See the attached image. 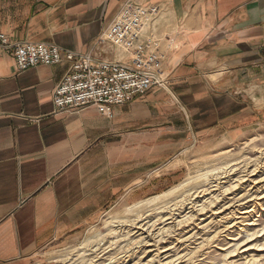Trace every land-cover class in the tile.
<instances>
[{
    "label": "crops",
    "instance_id": "1",
    "mask_svg": "<svg viewBox=\"0 0 264 264\" xmlns=\"http://www.w3.org/2000/svg\"><path fill=\"white\" fill-rule=\"evenodd\" d=\"M129 2L159 5L166 88L114 108L59 113L70 64L18 71L0 55V264H32L124 197L178 182L181 151L264 122V0H0V34L100 59L98 39Z\"/></svg>",
    "mask_w": 264,
    "mask_h": 264
},
{
    "label": "rangeland",
    "instance_id": "2",
    "mask_svg": "<svg viewBox=\"0 0 264 264\" xmlns=\"http://www.w3.org/2000/svg\"><path fill=\"white\" fill-rule=\"evenodd\" d=\"M181 153L182 155L178 156V161L173 167L184 166V169H182L178 182L174 183L173 186L151 195L141 192V198L138 200H133L132 197H124L109 204L108 208L77 237L71 240L56 241L42 249L35 256L32 264H109L106 261L109 258H116L115 260L118 262L114 264H157V262L165 263L168 260H170L168 264H246L252 258L256 260V264H264V213L259 212V210L256 213L254 212L252 218L243 219L245 221L234 229L227 230L225 228V225H228V222L231 221L229 220L228 222L223 221L224 223L219 227L213 223V225H210L211 227L209 226V229L199 230L198 235L197 233L194 234L195 231L188 233L190 230L186 229L185 225H181L180 230L178 227L173 228L174 230L170 228V233H163V237H153L157 229L164 226L160 225V221L167 211L165 208L170 205V201L180 198L182 194L169 196L167 193L190 178H197L227 161L241 157L257 159V161L248 163L249 165L241 166V169L221 175V178L219 177L217 183H220V187H223V199L225 200L218 203V207L229 202L233 203L235 201L234 197L236 205L240 201L248 206L257 202L256 197L252 195L256 189L249 190L255 186L253 183L243 182V187L240 185L233 187L236 185L233 182L237 177H243L246 172L255 169L256 166H253L255 164L258 166V171L251 180L260 181L264 179L262 178L264 177V122L240 131L231 137H221L198 143L181 151ZM230 178H232V182L229 183L228 179ZM260 182L256 184L259 188L263 186L258 192V199L264 196V180ZM196 189L193 192L201 191V189ZM263 202L259 201L262 204ZM201 204L200 202L197 206ZM213 207L211 206L210 210L207 209L204 214L199 215L200 219H207L205 223L211 221L209 217L212 212L210 213V211L211 209L214 210L216 206ZM198 209L199 207L194 208V210L188 209L186 213L190 211L195 215V210ZM186 213H182L180 216L184 217ZM199 222L200 220L196 221V223ZM249 222H254V226H244ZM168 223L170 222L166 223V228L174 225ZM141 226H145L147 229L144 235H142V231L139 232ZM247 231L249 232L247 233ZM256 232L259 234L249 238L250 235ZM192 233L195 235L193 240L181 242L182 239L187 238ZM181 236L182 239L179 241ZM141 238H148L143 242V246L137 244ZM150 239L155 240V243L150 242L155 246H144ZM160 239L162 240L159 241ZM163 247L170 250L167 253H161V250H164ZM238 247L239 249L242 247V250L245 248H252L253 250L244 255L239 254L242 251L241 249L239 252L233 251ZM159 249V254H157L156 250ZM150 250L153 252L149 253ZM155 254L157 255L155 256ZM166 258L168 259L166 260ZM151 259L154 260L150 261Z\"/></svg>",
    "mask_w": 264,
    "mask_h": 264
},
{
    "label": "built area",
    "instance_id": "3",
    "mask_svg": "<svg viewBox=\"0 0 264 264\" xmlns=\"http://www.w3.org/2000/svg\"><path fill=\"white\" fill-rule=\"evenodd\" d=\"M163 11L159 5L129 2L98 39L96 51L118 50L131 60V65L93 54H76L54 44L12 43L5 34H0V55L12 53L20 72L39 65L68 62L69 72L53 94L58 112L94 107L101 115L111 118L114 108L154 88H166L169 83L154 37Z\"/></svg>",
    "mask_w": 264,
    "mask_h": 264
},
{
    "label": "bare ground",
    "instance_id": "4",
    "mask_svg": "<svg viewBox=\"0 0 264 264\" xmlns=\"http://www.w3.org/2000/svg\"><path fill=\"white\" fill-rule=\"evenodd\" d=\"M261 155H263V153H261ZM252 161H257V159H252V158H247V157H244V158L241 157V158H238V159H233V160L227 161L226 163H223L219 167H216V168L212 169L209 172H206L203 175L198 176L197 178H190L189 180L185 181L183 184H179L178 186L174 187L167 194L169 196H175L176 194L182 193L181 194V197L180 198L178 197V199L176 198V199L170 201V205L167 206V208H165V209H167V211L165 212L166 215L164 214V217H162L163 219L160 221V225H164V226H162L161 228H158L157 231H156V233H155V236H153V237H155V238H161V236H162L163 233H166V232L170 233L169 232L170 231V228L173 229L175 227H178L179 230H180V226L181 225L182 226L185 225L186 227L185 226L184 227L186 229H189L190 230V231H188V233L189 232H192V231H195L194 234L197 233V235H198V231L199 230H207V229H209L211 227L210 226L211 224L213 225V223H215L219 227V226H222V223H224L223 221L228 222L229 220H231V221L228 222V225H225V228L227 230H230V229L237 228L238 225H240L242 222L245 221L243 219L252 218L253 215H254V212L256 213L259 210V212H263L264 213V202H263V204L262 203H259V201H264V196L261 197V198L259 197V199H258V196H259L258 195V192H260V189L263 186L262 187L260 186V188L256 186V184H258L261 180H264V179H261L260 181H258V180L256 181V179L251 180L253 176H256V173L258 171L257 164L253 165V166H256L255 169H253L250 172H246V174L244 173L245 175L243 177H237L235 179V181L233 182V183H236V185L233 186V187H237L239 185L241 187H243L244 186L242 184L243 182L253 183L255 186L253 187V189L251 188L249 190L256 189V191L252 195L256 197L255 199L257 200V202L251 204L250 206H248L246 203H241V201H240L239 203H241V204L238 203V205H236L237 203H234L236 201V199L234 197V200H235L233 202L234 204L232 202L231 203L229 202L227 204H224L223 203L224 205H221L219 207L217 205L218 203H221L223 200H225V199H223L224 198V196H223L224 193L222 192V188L223 187H220V183H217V180L219 179V177L221 175L223 176V175H225V174H227L229 172L232 173V172H234V171H236L238 169H241V166L242 167H243V165L246 166L248 163H250ZM262 178H264V177H262ZM213 180H215V181H213ZM228 180H229L228 181L229 183L232 182V178H230ZM188 181H191V182L190 183H187ZM260 184H261V182H260ZM196 187H197V189H201V191H198V192L195 191V192H193V190L196 189ZM240 191H242V190L240 189ZM185 194H187V195H185ZM238 197H236V198H238ZM241 197H242V195H241ZM201 198L202 199L205 198V200L202 201ZM198 199H200V200H198ZM255 199L253 198V200H255ZM249 201H250V199H249ZM200 202L202 204L197 206V204L200 203ZM211 206H214V207L216 206V207L215 208L213 207L214 210L211 209V211H210V213L212 212L211 213L212 215L209 217V219H211V221L209 223H205V221L207 219H204V218L203 219H200L199 218V215L204 214L207 209L210 210V207ZM196 207H199V209L198 210H195L196 211V214L195 215H193V213H191L190 211L186 213V211L188 209L194 210V208H196ZM228 211H230V212L227 213ZM161 212H163V211H161ZM182 213H186L184 215V217L183 216H180V214H182ZM197 220H200V222L199 223H196ZM167 222H170L168 224L173 223L174 225H172V227L166 228V226H167L166 223ZM244 226H247V227L254 226V222H249L248 224H246ZM146 230L147 229L145 228V226H141L139 232L142 231V235H144V232ZM263 231H264V228H263ZM248 232L249 231H247V233ZM173 233H175V232H173ZM194 234L193 233L190 234L185 239H182V236H181L179 238V241H180V239H182L181 242H183V241L189 242L190 240H193L195 238V235ZM258 234L259 233L256 232L255 234L250 235L249 238H252V237H254V236L258 235ZM147 239L141 238L137 242V244H139V246H141V244H142V246H143V242L145 240H147ZM161 240L162 239H160L159 241H161ZM151 241L153 243H155V240L154 239L153 240L150 239V240H148L144 244V246H147V247H149V246H155V245H153V244L150 243ZM238 246H240V245H238ZM163 248H164V250H161V253H167L170 250L169 248H166V247H163ZM240 249L238 247L236 250H233V251H235V252L238 251L239 252ZM251 250H253V249L252 248H245L242 251H240L239 254H244L245 255V254H248V252H250ZM156 251H157V254H159L160 249L159 250H156ZM148 252L149 253H152L153 251L150 250ZM157 254H155V256ZM232 256H234V255H232ZM237 256H239V255H237ZM115 259L114 258L113 259L109 258L106 261L109 264H114V263H117L118 262ZM167 259L168 258H166V260ZM152 260H154V259H151L150 261H152ZM168 261H170V260H168ZM168 261H166L165 263L164 262H160V263L157 262V264H168L169 263ZM246 264H256V260H253V258H252V260L247 261Z\"/></svg>",
    "mask_w": 264,
    "mask_h": 264
}]
</instances>
